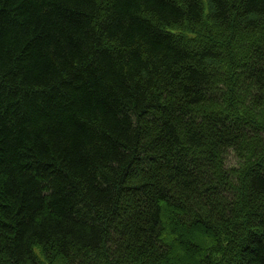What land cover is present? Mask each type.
Returning a JSON list of instances; mask_svg holds the SVG:
<instances>
[{
    "label": "trees",
    "instance_id": "trees-1",
    "mask_svg": "<svg viewBox=\"0 0 264 264\" xmlns=\"http://www.w3.org/2000/svg\"><path fill=\"white\" fill-rule=\"evenodd\" d=\"M0 264H264V0H0Z\"/></svg>",
    "mask_w": 264,
    "mask_h": 264
},
{
    "label": "rangeland",
    "instance_id": "rangeland-1",
    "mask_svg": "<svg viewBox=\"0 0 264 264\" xmlns=\"http://www.w3.org/2000/svg\"><path fill=\"white\" fill-rule=\"evenodd\" d=\"M227 159H228V162L231 164L236 163V158H235L234 153L232 151L229 152ZM37 251L40 252V249L38 248Z\"/></svg>",
    "mask_w": 264,
    "mask_h": 264
}]
</instances>
